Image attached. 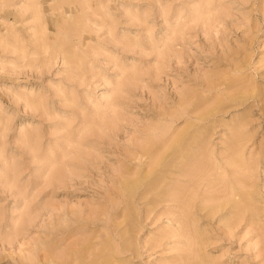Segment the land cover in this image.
<instances>
[{
  "label": "rangeland",
  "instance_id": "1",
  "mask_svg": "<svg viewBox=\"0 0 264 264\" xmlns=\"http://www.w3.org/2000/svg\"><path fill=\"white\" fill-rule=\"evenodd\" d=\"M0 264H264V0H0Z\"/></svg>",
  "mask_w": 264,
  "mask_h": 264
},
{
  "label": "bare ground",
  "instance_id": "2",
  "mask_svg": "<svg viewBox=\"0 0 264 264\" xmlns=\"http://www.w3.org/2000/svg\"><path fill=\"white\" fill-rule=\"evenodd\" d=\"M185 203V202H184Z\"/></svg>",
  "mask_w": 264,
  "mask_h": 264
}]
</instances>
